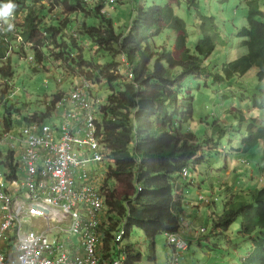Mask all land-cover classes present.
<instances>
[{
	"label": "trees",
	"instance_id": "1",
	"mask_svg": "<svg viewBox=\"0 0 264 264\" xmlns=\"http://www.w3.org/2000/svg\"><path fill=\"white\" fill-rule=\"evenodd\" d=\"M166 1V8H149L142 1L137 4L133 23L124 33H118L115 22L102 14L107 0L89 4L84 0H12L16 7L11 16L7 22L0 19V79L5 82L0 92L5 110L0 141L7 133L18 135L12 132L14 106L7 105L8 96L2 97L13 92L14 62L29 64L36 73L41 69L49 75V68L72 79H85L99 88L101 96L103 90H110L96 123L108 169L100 190L106 210L102 225L106 245L123 226L126 239L134 229L153 241L162 233L180 231L184 218L178 187L184 180L180 174L201 164L203 146L216 150L208 137L200 142L191 134H183L182 129L194 115L193 100L188 97L191 91L184 83L188 78L200 79L204 72L211 73L205 62L217 45L210 32L220 29L213 18L212 27L203 24V38L193 51L188 46V24L174 10L184 1L190 10L198 9L200 0ZM91 18L97 21L92 27L86 23ZM166 31L176 34L174 52L167 47L154 50L150 45L153 36ZM239 37L248 53L216 70L215 83L242 77L254 68L264 80V10L257 2L250 3L248 25L240 30ZM123 56L134 73L133 83L122 73ZM66 95H57L47 113L26 120V126L49 121ZM254 128L252 124L249 137L242 140L244 151L264 142V127L256 132ZM17 168L10 152H0L1 171H9L14 177ZM251 198L247 202H237L235 197L228 200L222 216H212L211 234L223 235L242 219L241 235L257 232L243 264H264V188L253 192ZM127 254V264L140 262L141 256L132 245H127Z\"/></svg>",
	"mask_w": 264,
	"mask_h": 264
},
{
	"label": "rangeland",
	"instance_id": "2",
	"mask_svg": "<svg viewBox=\"0 0 264 264\" xmlns=\"http://www.w3.org/2000/svg\"><path fill=\"white\" fill-rule=\"evenodd\" d=\"M114 1L115 11L110 6L105 9L109 7L106 12L109 19L115 22L118 33H124L132 25L136 6L141 1L149 8L168 6L166 0ZM251 2H257L264 10V0H200V7L192 10L185 1L180 6L175 5L176 16L188 24V46L193 51L203 38V24L212 27L210 21L213 18L220 29H212L210 32L217 45L215 53L205 62L211 73L204 72L200 79L188 78L184 83L186 90L191 91L188 97L193 100L194 115L193 120L186 123L182 129L183 134H191L200 142L209 139V142L216 145V150L211 153L203 150L204 161L196 168L197 173L189 172L188 178L193 177L203 185L199 184L195 189L183 186L189 192L204 188L208 195L213 194L214 190L212 199L209 198L212 204L217 199L216 208H204L201 217L195 221L193 220L197 212H187L185 221L192 225L189 229L195 228L199 233L200 228L205 227L207 232L202 235L205 238H202L201 246L193 241L188 250L179 253L178 264H243L242 260L250 253L252 240L257 234L254 232L253 236L241 235L242 219H237L223 235L211 234L212 215L222 216L229 196H234L237 202H247L252 200L253 192L264 188V154H261L262 150L264 153V142L250 151L242 149V140L250 134L249 127L255 124V132L264 127V80L258 78L255 68L242 77H234L222 83H215L213 77L216 70H221L225 64L248 53L239 32L248 25ZM95 22L97 21L94 18L86 21L90 27L94 26ZM176 40L174 32L166 31L159 36H153L150 45L154 50L167 47L169 51L174 52ZM104 61L108 64L107 59ZM12 70L13 92L7 105L14 106L12 117L15 124L12 132L18 133L26 127V120L36 115H45L57 95L69 94L70 87L69 84L59 86L58 81L66 80L64 74L54 73L49 68V75H46L41 69L36 73L27 63L14 62ZM4 85L5 82L0 79V92L3 91L1 87ZM103 93L102 99L106 103L111 95L110 90L106 88ZM3 96H9V93ZM4 113L0 102V125ZM46 124L52 125L53 120L49 119ZM7 151L5 145L0 146L1 153ZM225 161L232 170H236L231 181L223 178ZM252 171L254 178L251 177ZM2 174L5 172L2 171ZM219 179L226 180L227 187H222ZM25 230L28 231L29 226H26ZM167 239L168 235L162 233L153 241L141 230L134 229L125 244L132 245L140 254L141 260L137 264H170L169 258L173 250L167 244Z\"/></svg>",
	"mask_w": 264,
	"mask_h": 264
},
{
	"label": "built area",
	"instance_id": "3",
	"mask_svg": "<svg viewBox=\"0 0 264 264\" xmlns=\"http://www.w3.org/2000/svg\"><path fill=\"white\" fill-rule=\"evenodd\" d=\"M115 4L107 0L112 10ZM102 14L109 18L106 9ZM17 41L22 43L21 38ZM120 65L133 83L126 56ZM64 77L59 86L73 84L50 115L53 124L32 122L18 135L7 133L0 141L18 163L14 177L0 169V264H127L125 226L105 244L103 180L92 178L96 174L92 166L103 169L104 177L108 172L96 125L104 101L95 85L66 73ZM188 176V169L180 174L183 180ZM206 232L201 228L199 235ZM166 234L173 250L170 264H178L189 240L181 231Z\"/></svg>",
	"mask_w": 264,
	"mask_h": 264
},
{
	"label": "crops",
	"instance_id": "4",
	"mask_svg": "<svg viewBox=\"0 0 264 264\" xmlns=\"http://www.w3.org/2000/svg\"><path fill=\"white\" fill-rule=\"evenodd\" d=\"M108 9H109V7L106 8V10H108ZM114 11H115V9H114ZM110 12H111V10H110ZM1 125H2V123H1ZM203 150H208V153H211L214 150V148L213 147H209V146H203ZM261 154H264L263 150L261 151ZM201 157H203V156H200L199 158H201ZM203 161H204V157L202 158V162ZM226 162L227 161H225L223 178L224 179H228L229 181H231L234 173L236 172V170H232V167L230 168ZM193 165H192V167H193ZM198 166L199 165H194L193 169L191 168L190 171H193V172L197 173L196 172V168ZM92 171L96 172L94 177H92L94 180H96V181L104 180L103 179L104 178V175H103L104 174V170L103 169H100L98 167L92 166ZM251 177L254 178L253 171H252ZM220 181H221L220 183H221L222 187L223 186L227 187L226 180H220ZM199 184L203 185V183H200L197 180H195L193 177H190V178H187V180L181 181V183H179L178 187H179V191L181 192L180 194H181V199H182V209H183V212H184V218L182 219L183 223H182V226L180 228V231L182 232L183 236L186 239L189 240V244L192 243L193 241L194 242L196 241V242L199 243V246H201L202 238H205V236H202L204 234L199 235L198 231L195 228L193 230L189 229V228L192 227V225L190 224V222L185 221V219H186V217H188L187 212L188 211H193V210L195 212H197V215L194 217L193 221L199 219L201 217L203 209L204 208H210L213 205L211 199H212V197L214 195V190L212 191L213 194L208 195V193L204 191V188H202V190H198V191L194 190V191H191V192H189L188 189L183 188V186L185 185V186H188L189 188L195 189V187H199ZM232 198H234V196H232V197L229 196L227 199L228 200H232ZM215 200H214V202H217V199H215ZM212 207H213V209L216 208L215 205H213ZM208 218L210 219V216ZM202 228H205V227H202Z\"/></svg>",
	"mask_w": 264,
	"mask_h": 264
},
{
	"label": "clouds",
	"instance_id": "5",
	"mask_svg": "<svg viewBox=\"0 0 264 264\" xmlns=\"http://www.w3.org/2000/svg\"><path fill=\"white\" fill-rule=\"evenodd\" d=\"M16 5L12 0H8L7 3H0V19H4L7 22V18L11 16ZM9 29L13 27L11 23L8 24Z\"/></svg>",
	"mask_w": 264,
	"mask_h": 264
},
{
	"label": "bare ground",
	"instance_id": "6",
	"mask_svg": "<svg viewBox=\"0 0 264 264\" xmlns=\"http://www.w3.org/2000/svg\"><path fill=\"white\" fill-rule=\"evenodd\" d=\"M23 48V47H22ZM198 240V239H197ZM181 253V252H180Z\"/></svg>",
	"mask_w": 264,
	"mask_h": 264
}]
</instances>
